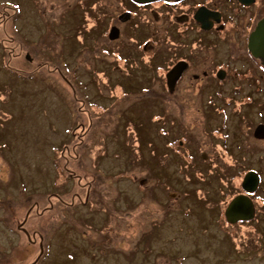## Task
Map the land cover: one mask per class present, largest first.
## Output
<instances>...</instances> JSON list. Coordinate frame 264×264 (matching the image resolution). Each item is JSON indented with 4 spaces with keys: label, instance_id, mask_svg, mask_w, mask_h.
Segmentation results:
<instances>
[{
    "label": "rangeland",
    "instance_id": "obj_1",
    "mask_svg": "<svg viewBox=\"0 0 264 264\" xmlns=\"http://www.w3.org/2000/svg\"><path fill=\"white\" fill-rule=\"evenodd\" d=\"M94 1L0 0V264L40 255L38 235L34 245L17 228L31 208L24 226L44 246L36 264H264L262 201L255 218L222 226L234 192L206 209L201 172L167 145L184 132L163 111L180 122L183 108L191 155L210 159L198 167L234 171L237 184L255 170L264 198V84L232 79L219 89L232 97L210 99L187 83L183 101L163 100L142 77L153 21L137 18L126 25L140 28L133 40L108 44L111 15ZM250 90L258 99L241 95ZM49 201L38 216L34 205Z\"/></svg>",
    "mask_w": 264,
    "mask_h": 264
},
{
    "label": "flooded vegetation",
    "instance_id": "obj_2",
    "mask_svg": "<svg viewBox=\"0 0 264 264\" xmlns=\"http://www.w3.org/2000/svg\"><path fill=\"white\" fill-rule=\"evenodd\" d=\"M100 1L102 0H95L92 5L98 12L111 15L103 30V38L108 44L127 43L129 40H133L132 32L140 30V28L136 24L127 33L126 25L137 18L140 17L144 22L153 21L151 26L144 25L145 30L149 33V37L144 44V54L148 58L147 61L151 69H144L142 77L144 80L153 77V80L162 89L159 96L163 100L171 97L169 98L170 101L175 103L183 101L180 91L187 83L185 89H195L200 97L209 93L210 99L214 97H232L233 95L229 93L224 95L219 92L220 85L232 79L236 82L253 83V87L250 89H254V91L256 89L258 92L262 91L263 87L262 89L259 87L260 82L264 84V63L261 58L252 53L249 48V41L258 21L264 17V0H132L138 6L137 11L130 6L131 9L127 7L126 2L128 0H105L102 6L99 5ZM206 17H208L207 21L210 25L208 28H204L202 23ZM111 33H113L112 36ZM135 44H137L136 41ZM140 45L138 44V47ZM252 62L263 73L256 72L251 65ZM177 66L178 70L173 75V79L176 77L175 84L171 89L168 83V74ZM183 82L186 83L182 85ZM252 90L242 92L241 95L246 97L250 95L258 99V96L254 95ZM202 103L203 101H201V105ZM202 109L204 107H197V110L201 111ZM163 111L168 113L169 119L171 118V125L180 128L184 132V135L181 136H178L179 133L175 134L176 136L174 135L169 139L167 145L169 144L170 150L178 152L179 155L188 154L190 156L191 151L189 149L191 150V148L189 144L191 141L188 126L183 124V114L185 113L183 108L179 113L181 123L171 108ZM166 130L168 131V128H162L163 132ZM200 153L199 158L195 157L197 161L208 162L210 160H207L208 154L206 152L200 151ZM193 155L198 156L197 154ZM188 166L191 168L190 165ZM182 168L184 169V167ZM199 168L203 170L201 167ZM223 172L226 175L235 174L234 171L231 174H227V170ZM72 175L74 176V173ZM260 185L259 183L254 192L248 193L254 208L253 218L256 217V203L259 202L260 204L261 199H264L259 194ZM240 193H244V191L233 193L230 201ZM56 196L59 198L58 195ZM86 201L87 199L84 202L86 203ZM34 206L37 207L35 213L38 216L44 215L55 207L50 201L49 206L46 205L41 209L37 203ZM31 209L27 211L26 217L18 222L17 228L26 234L30 243L34 244L38 235L40 240L38 247H41L39 254L41 255L44 252L42 233H38V230L35 229L28 232V229L24 226L27 223V217ZM40 255L24 264H36L42 256Z\"/></svg>",
    "mask_w": 264,
    "mask_h": 264
},
{
    "label": "water",
    "instance_id": "obj_3",
    "mask_svg": "<svg viewBox=\"0 0 264 264\" xmlns=\"http://www.w3.org/2000/svg\"><path fill=\"white\" fill-rule=\"evenodd\" d=\"M144 1V0H137ZM198 17V15H196ZM208 17L204 18L202 23L204 28L210 27L207 21ZM113 33H111V36ZM249 48L252 53L262 59L264 63V17H262L254 30L251 33ZM178 66L168 74V83L171 89L175 84V78L173 79V75L177 72ZM261 177L260 174L255 170H249L245 174L242 187L246 192H254L260 183ZM253 205L251 197L247 193H240L235 196L230 203L227 205L225 210V216L227 220L231 223H235L239 220H248L253 217Z\"/></svg>",
    "mask_w": 264,
    "mask_h": 264
},
{
    "label": "trees",
    "instance_id": "obj_4",
    "mask_svg": "<svg viewBox=\"0 0 264 264\" xmlns=\"http://www.w3.org/2000/svg\"><path fill=\"white\" fill-rule=\"evenodd\" d=\"M176 143V141H175ZM188 158H185V155H180L183 159H181V162L184 164V168L188 169L190 165L191 167H197L198 170L201 172L202 179L196 180V183H201L202 186L201 187H196L197 188V192H198V196H200L203 204L206 206V209L208 208H213V207H217L219 206L218 203L219 202H223L226 200L227 196L232 195V192H238V191H243L242 189V185L241 184H237L235 182V179L238 175L234 174V175H226L224 174V172L219 171V169L215 166L214 168H210V169H205V170H201L198 166L197 163L198 161L196 160L194 155H188ZM186 160V163H185ZM193 177V175H191ZM194 179V178H193ZM230 180V181H228ZM223 182L225 183V185L227 184V187L223 184L219 185V182ZM216 182V185L214 186L213 183ZM215 195L216 198H212V195ZM262 201V207L264 208V200L261 199ZM260 201V202H261ZM211 204V205H210ZM227 202H224L222 205L219 206V219L218 222L220 224L225 225H232L231 223H229L225 217L224 214V208L226 207ZM218 208V207H217ZM243 222V221H240Z\"/></svg>",
    "mask_w": 264,
    "mask_h": 264
}]
</instances>
